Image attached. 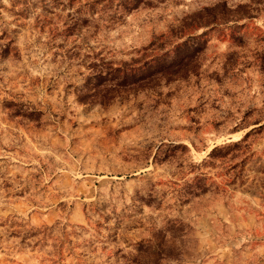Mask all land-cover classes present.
<instances>
[{
  "label": "rangeland",
  "instance_id": "1",
  "mask_svg": "<svg viewBox=\"0 0 264 264\" xmlns=\"http://www.w3.org/2000/svg\"><path fill=\"white\" fill-rule=\"evenodd\" d=\"M0 264H264V0H0Z\"/></svg>",
  "mask_w": 264,
  "mask_h": 264
},
{
  "label": "trees",
  "instance_id": "2",
  "mask_svg": "<svg viewBox=\"0 0 264 264\" xmlns=\"http://www.w3.org/2000/svg\"><path fill=\"white\" fill-rule=\"evenodd\" d=\"M135 70L126 72V71H122L120 69H112L111 73H122V77L120 78V84H124V83H135L137 82V76L133 73ZM110 73H98L96 75L93 76V78L95 80H98V85L94 86L93 92L92 94H90L88 97L89 98H96L97 95L100 93L99 87L101 85V81H106L107 76Z\"/></svg>",
  "mask_w": 264,
  "mask_h": 264
}]
</instances>
